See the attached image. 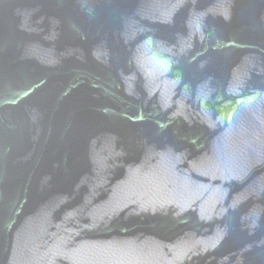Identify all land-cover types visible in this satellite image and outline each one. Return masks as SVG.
I'll return each instance as SVG.
<instances>
[{"label":"water","instance_id":"water-1","mask_svg":"<svg viewBox=\"0 0 264 264\" xmlns=\"http://www.w3.org/2000/svg\"><path fill=\"white\" fill-rule=\"evenodd\" d=\"M0 264H264V0H0Z\"/></svg>","mask_w":264,"mask_h":264}]
</instances>
